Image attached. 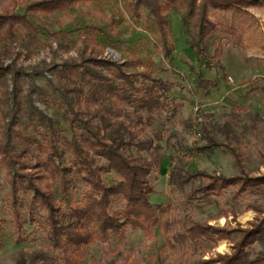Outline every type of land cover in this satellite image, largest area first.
Masks as SVG:
<instances>
[{
	"label": "rangeland",
	"instance_id": "374dc122",
	"mask_svg": "<svg viewBox=\"0 0 264 264\" xmlns=\"http://www.w3.org/2000/svg\"><path fill=\"white\" fill-rule=\"evenodd\" d=\"M130 2L83 1L62 13L34 16L25 11L21 0H0V12L7 9L25 14L37 30L31 41L18 30L13 39L0 42V63L33 72L39 70L42 61L57 64L96 56L124 61L129 70L140 71L150 61L152 75L170 83L168 111L147 112L122 105L114 119L120 128H127L124 130L126 139L148 142L150 149L157 146L159 161L147 175L150 190L147 200L155 207L157 223L148 230L126 228L122 239L110 236L105 241L86 245L79 264H184L215 253L229 254L239 230L248 228L253 219L261 215L251 208L264 212V190L234 198L232 188H227L221 196L192 200L187 194L197 181L170 185L168 176L172 168L182 175L193 171L223 176L240 172L251 177L264 175V0H257L245 9L247 26L238 45L233 44L231 38L215 34L208 39L204 58L198 60L186 43L188 36L181 25L182 10L167 13L171 51L168 57H163L155 48L157 36L145 9L139 8L134 17L129 11ZM213 12L210 8L212 19ZM218 14L229 17L230 12ZM215 48L218 56L211 58ZM205 60L211 67H204ZM196 71L213 81L214 87L198 88ZM42 75H35L31 83L22 79L21 94L28 92L31 103L69 137L61 112L50 103L48 95L40 99L32 92V86L48 88L45 78L52 77L44 71ZM21 108L24 134L38 137L37 122L24 116L27 108L24 102ZM127 153L150 160L148 150L136 146L129 147ZM233 155H237L238 163ZM34 161V155H30L19 164L30 166ZM102 178L108 184L117 180L112 172L102 173ZM5 179V173L0 170V218L3 219L0 264H16L20 258L28 263L34 254L37 258L33 264H50L56 252L48 248L41 218L37 223L26 222L21 240H14ZM73 185L71 196L78 198L86 187L79 179H74ZM28 198L29 193L21 196L24 216ZM162 220L169 222L167 238L172 247L165 243L159 228ZM194 224H208L233 232L229 239L215 241L178 239L175 242L171 239L172 233H185V229ZM246 250L248 258L257 260L256 264H264V238L253 242Z\"/></svg>",
	"mask_w": 264,
	"mask_h": 264
},
{
	"label": "trees",
	"instance_id": "16d2710c",
	"mask_svg": "<svg viewBox=\"0 0 264 264\" xmlns=\"http://www.w3.org/2000/svg\"><path fill=\"white\" fill-rule=\"evenodd\" d=\"M21 1L27 13L47 16L90 0ZM256 1L131 0L129 11L137 17L138 9H145L157 36L155 48L163 57H168L171 46L167 13L182 10L181 25L188 36L186 43L198 60L204 58L208 39L215 34L231 38L235 45L240 43L247 26L244 11ZM210 8L214 11L213 19L209 15ZM223 11H229V17L218 14ZM18 30L30 41L35 39L36 27L25 14L3 9L0 12V42L13 39ZM218 53L215 48L211 58ZM203 64L205 68L211 67L208 60ZM127 65L124 61L86 56L57 64L42 61L39 70L25 72L21 67L0 63V170L6 175L9 223L14 240L19 242L23 225L37 223L41 218L48 248L56 252L50 264H79L86 245L105 241L110 236L122 239L126 228L148 230L157 223L155 207L147 200L150 191L147 175L159 161L157 146L150 149L148 142L126 139L124 130L127 128H120L114 119L122 105L147 112L168 111L170 83L152 75L150 61L140 71L129 70ZM43 71L52 77L45 78L48 88L32 86V92L40 99L48 95L50 103L61 112L69 137L31 103L28 92V95L21 94L22 79L31 83L35 75L43 76ZM194 75L198 88L214 87L215 83L203 78L199 71ZM22 102L27 106L24 116L37 122L38 137L24 134ZM131 146L148 150L150 160L130 156L127 149ZM30 155L35 158L32 165L19 164ZM233 157L238 163L237 155ZM110 172L116 174L117 180L108 184L102 173ZM74 179L81 180L86 187L78 198L70 193ZM192 179L197 181L187 194L192 200L221 196L227 188H232L234 198L264 190V175L251 177L240 172L223 176L197 171L182 175L172 168L168 176L170 185L181 186ZM27 193L24 216L21 196ZM251 209L261 215L254 218L248 228L239 230L229 254L215 253L184 264H256L257 260L248 258L246 247L264 238V212ZM2 222L0 218V230ZM168 226L166 220L159 224L165 243L172 247L167 238ZM232 232L208 224H194L186 228L185 233H172L171 239L175 242L178 239L215 241L229 239ZM36 258V254L31 255L28 263L20 258L16 264H33Z\"/></svg>",
	"mask_w": 264,
	"mask_h": 264
}]
</instances>
